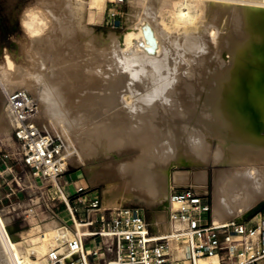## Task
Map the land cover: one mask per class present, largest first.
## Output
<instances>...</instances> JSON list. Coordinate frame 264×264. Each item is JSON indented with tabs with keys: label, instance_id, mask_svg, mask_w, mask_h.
Wrapping results in <instances>:
<instances>
[{
	"label": "bare ground",
	"instance_id": "obj_1",
	"mask_svg": "<svg viewBox=\"0 0 264 264\" xmlns=\"http://www.w3.org/2000/svg\"><path fill=\"white\" fill-rule=\"evenodd\" d=\"M105 1L37 0L35 4L24 8L21 16V28L24 34L17 40L19 45L16 43L20 50L12 53L6 49L2 51L3 56L0 59V131L9 135L11 128L15 127V119L6 102L5 91L10 93L18 89L30 91L34 95L33 101L39 104L32 122L43 129L42 125L46 128H57L56 122L48 118L47 106L44 105L47 93L42 89L44 85H40V79L43 78V74H40L42 60L36 59L30 46L44 41L46 46L51 36L55 38L56 31L60 32V37H70L72 29L75 28H71L72 18L74 17L77 20L76 23L82 27V21L86 18L90 6L102 2L104 4ZM129 2L131 6L127 16L126 31L122 33L111 31L96 35L94 30H88L95 43L106 45L111 50L113 48L112 55H108L118 58V64L123 61L124 63L120 62V64H127L132 71L131 73L129 71L128 75L124 72L126 70L122 73L119 70L116 72L117 68H113L115 70L112 77L108 78L107 82H109H105L106 85L102 87L105 91L108 89L110 95L105 110L107 115L102 117L100 115L104 108L101 100L103 93L89 94L91 92H84L83 88H81L82 95L67 93L69 97L79 98V100L76 98L69 107L72 112L78 110L81 115L100 119L91 125L92 130L90 129L91 132H89L91 134L93 132L94 137L89 140H86L84 135V137L72 136L69 129L65 128L66 125L62 127L63 129L57 128L62 136H67L69 139L70 146L67 148L69 161L78 167L85 168L91 184L104 185L106 204L142 202L149 208L157 209L153 220L154 231L157 234H175L183 225L169 218V213L173 209L170 203L172 187L184 185L197 191L206 190L207 171L201 167L211 160L210 149L214 140L217 153L212 160L213 163L221 166L220 169L215 168L213 179L214 221L225 224L236 221V218L243 216L247 210L242 208L243 210L237 211V208V212L235 211L234 202L240 201V198L235 200L232 197L234 199L232 200L231 195L235 194L232 190L240 189L241 184L245 185L243 190L246 193L247 204L264 199V0H129ZM62 6L67 9L64 15L69 17L68 22L62 21L63 14L59 13ZM168 7H171V13L167 12L171 14L169 19L164 13ZM237 18L245 20V30L240 29L244 26H239L241 21L237 22ZM116 45H120L121 48L140 47L141 54L135 53L134 49V53L130 52L133 57L126 58L127 55L122 54L124 51L120 52L119 56L118 54L113 56ZM80 47L77 48L80 49ZM82 48L84 49L83 46ZM201 49L207 52L202 56L198 54L200 56V59L197 58L199 62H196L198 65H191V62L184 61V58L177 61L176 57L179 55L184 56L190 51ZM75 51L78 52L76 49ZM59 54L57 56L55 52L47 51L44 56V66L46 63L51 65L49 75L52 77L64 76L70 69L67 58ZM19 56L26 62H22ZM78 58L75 59L78 60ZM147 63L158 69L159 72H154L155 68L153 70L156 74L164 70L170 71L173 67L181 68L178 76L175 75L177 81L178 78L182 81L180 91H176L179 106L178 104L173 107L168 106L167 100L162 96L167 87L164 80L154 84V87H148L143 81L139 84L137 80L144 76L145 69L149 68L144 67ZM110 64L113 65V63ZM183 67L193 68V71L185 70ZM210 68L214 69L213 73L208 71ZM109 69L112 71L110 67ZM107 73L106 76H109ZM123 75L133 78L131 86L124 80L125 84L117 87L121 78L124 79ZM201 82L210 84L212 91L206 93L205 103L201 102L197 105L189 91L198 88ZM121 96L125 97V100H121ZM184 123L203 134L201 149H193L184 140L185 135L182 136V131L185 130ZM70 127L73 126L70 125ZM75 127L78 128L77 125ZM124 134L128 135L129 139ZM166 136L170 138L172 152L162 150L159 144V140L163 137L166 139ZM125 137L130 142L125 143ZM163 145L167 144L163 143ZM182 166L192 167V171L175 170L172 173L173 169ZM232 168L237 170L240 168L239 171H246V175H240L238 171L233 172ZM53 222L44 226L41 224L40 231L48 232L49 237H39L37 240L41 242L40 245L32 246V244L19 243L16 235L17 228L11 225L10 219L0 214V264H46L47 258L42 259V257L54 247H59L62 251L67 234H70L67 233L68 230L58 228L57 222ZM32 254L38 255L41 259L38 258L39 261L34 262L31 259ZM208 263L219 264L216 257L201 261V264ZM261 264H264V261H261Z\"/></svg>",
	"mask_w": 264,
	"mask_h": 264
},
{
	"label": "rangeland",
	"instance_id": "obj_2",
	"mask_svg": "<svg viewBox=\"0 0 264 264\" xmlns=\"http://www.w3.org/2000/svg\"><path fill=\"white\" fill-rule=\"evenodd\" d=\"M35 2H37V0H0V59H2L3 52L6 49L8 51L12 52V53H17L20 50V48L18 46L19 42L17 40H18V38L20 36H23V34H24L23 30L21 28L22 12H23L25 7H27V6L31 5V4H35ZM105 2H104V4H103V2L101 3L103 5H101L100 3H96V5L93 4V6H90L91 8H89L86 18L83 19V21L85 23L82 21V25H83L82 27H80L78 25V23H76L77 20L74 17H73L74 19L72 18V20H71V28L75 27L74 28L75 30L72 29L73 32L70 35V37L69 36H64L65 38L64 37H60L61 36L59 34L60 32L57 33V31H56L55 34H54L55 38L53 39V36H51V39H53V40H51V39L47 40V42H48L46 44L47 47L45 46L46 41L38 42L36 44L35 43L32 44V42L30 41V44H32V46H30L32 53H34L36 55V59H38V60L41 59L42 60V64H43V65L42 64L40 65L42 67L40 74L41 73L43 74V78L40 79V81H41L40 85L41 86L44 85V86H42V89L47 93V97H46L47 100L45 99V101H44L45 104L44 105H45V107L47 106L46 107V109H47L46 113H47L48 118L50 119V121H53L54 123L56 122L55 125L57 126L58 129H60L62 127H65V125H66L65 128L69 129V132H70V134L72 136L81 137V136L84 135L85 137L84 136L83 137L86 138V140H89L90 138L94 137V135H92L94 133L93 132H92V134L90 133L91 132L90 129L92 130L91 125L94 124L95 122H98L100 119L99 118L98 119L97 118L93 119L94 116L89 118L87 116H84L83 114L81 115L78 110H75V111L73 110V112H72L69 107L71 106L72 103H74V100L76 98H77L76 100H79V98L78 97H69V96H67V93L70 92V93H76L78 95L79 94L82 95L83 89H85V90L87 89V91L84 90V92H87V93L91 92L89 94L96 93V92L103 93L102 97H101V100H102V105H104V108H103L102 114L100 115L102 117L104 115H107L105 110L107 108V100H109V98H110L108 89H106V91L108 92L107 93L105 91V89H103V88H104V84L106 85V83L109 82V81L107 82V80H109L110 77H112L113 70H115L117 68L116 72H118V70H119L122 73H124V72L127 73L128 75H129V71H130V73L132 71L131 68L127 64L126 65L123 64L124 62L120 61V60H118V61L123 62L121 64L124 65L125 68L120 64V62H119L120 66L118 67V65H119L118 62H117L118 58L111 57L110 55H108V54L112 55L113 48L111 50V48L107 47L106 45L95 43L94 40L91 39V37H90V35L88 33V30H94L96 35H98V34L100 35L101 33H109L111 31L115 32V33H122V32L127 30V28H128L127 16H128V13H129V7L131 6V3L129 2V0H125V2L123 4H121L119 6H116V7L115 6H108L107 7V2H115V1L106 0ZM113 11L116 13L115 16L111 15V12H113ZM169 11L171 13V7L166 8V10L164 11L165 16L168 19L171 18V14H168ZM59 13L63 14V16L61 17L63 22H68L69 21V17L64 15V13H67V9L66 8H64L62 6V8L60 9ZM237 19H238L237 22L241 21V24H242V19L243 18H241V20H240V18H237ZM244 22H245V20L243 19V24L241 25L239 23L240 27L244 26V27L240 28L241 30H245L246 29L245 25H244ZM160 24H162V23L160 22ZM77 32H79V33H77ZM57 36H59L58 39H57ZM86 38H87V40H86ZM60 39H62V40L59 41ZM65 39H67V40H65ZM68 40H69V42H68ZM51 41L54 44H52ZM62 43H64V44H62ZM68 43H70V44L68 45ZM77 43L78 44L80 43V44L78 45ZM101 45H103V46H101ZM52 46L54 47V49H51V48H53ZM61 46H62V49H61ZM82 46L84 47V49L82 48ZM67 47H69V48H67ZM77 47L78 48L80 47V49H78ZM87 47H89V48H87ZM119 47L121 48L120 45H118V46L116 45V47H114V49L119 50L120 49ZM125 47H122L121 50H119V51L114 50L113 52L114 53L117 52V53H115V54L113 53V56L114 55L117 56V54L119 56L120 52L124 51V52H122V54L123 55H127V56H125L126 58L127 57L128 58L129 57H133L132 56L133 54L130 53V52H133V50L136 47H134V48H132L133 46L132 47L125 46ZM103 48H105V49H103ZM75 49L78 50L77 53H76ZM101 49H103V50H101ZM41 50H42L43 54L41 53ZM84 50H85V53H84ZM109 50H111V51H109ZM129 50H131V51H129ZM136 50H138V51H136ZM47 51L48 52H50V51L51 52H55L57 56L60 53L59 56H65V59L67 58L66 61L67 62L69 61L68 62V66L70 68L68 73H65L64 76L60 75V76L52 77V76L49 75V71L51 69V65L46 63L45 66H44V63H43L44 56H46L45 53ZM65 51H66V53H65ZM126 51L128 52L127 54H126ZM134 52L137 53V54H138V52H140V54H141L140 47H137V49H135ZM205 52H207V51H203L202 49L201 50H193V51H190V53H186L184 56H180L179 55L178 57H176L178 60L177 59L176 60L179 61V60H183V58H184L185 59L184 61H190L191 65L195 64V66H196V65H198V63H196V62H199L198 60L200 59V56H202ZM104 54H107L108 56H106ZM128 54H129V56H128ZM198 54H200V56ZM68 55L70 56V59H69ZM134 55H136V54H134ZM78 56H79V58H78ZM101 56L104 57L102 60H101V58H102ZM105 56L108 58V62L109 63L107 62V58ZM40 57H42V58H40ZM76 57L78 58V60L75 59ZM19 58H20V60L22 62H24V63L26 62V60L23 59L21 56H19ZM197 58H199V59H197ZM81 59H84V60H81ZM71 60H75V61H72L75 64L72 63ZM103 60H104V62H102ZM184 61H183V63H184ZM104 63H107L108 65L104 64ZM110 63H113V65H111ZM115 63H117V65H115ZM100 64L102 65V67H101ZM148 64L149 63L145 64L144 67H149V68L151 67L150 69H152V70L150 71L149 68L145 69V71H144L145 75L142 76L141 78H139V80H137L139 82V84H142L141 81H143V83H146V85L148 87H152V86L154 87L155 86L154 84L164 80L163 82L166 83V85H167L169 90L167 91V87H166V89L163 92L162 96L164 97V99L167 100L168 106H172L173 107V106H177V104L179 106L180 103H178L179 102L178 92L181 89L180 86L182 84V81L179 78H178V81H177V77L176 76H178V71L181 68L180 67H178V68L177 67H173V69L170 70L171 73H170L169 70L168 71L164 70L165 72L163 71V72H160V73L156 74V73H153V70H154L155 66L154 65L150 66V64L149 65ZM96 65H97V67H96ZM105 67H108V68H105ZM109 67L111 68L112 71H110ZM120 67L124 68V69H121ZM102 68H104V69H102ZM113 68H115V69H113ZM183 68L185 70H192L193 71V68L192 69H190L188 67H187V69H186V67H183ZM198 68H199V66H198ZM124 70H126L127 72L124 71ZM213 70H214L213 68H210V70H208V71L210 73L212 71V73H213ZM103 71H105L104 74H103ZM157 71H158V69L155 68L154 72H157ZM175 72H177V73L174 74ZM106 73L109 74V76H106ZM161 73H163V74H161ZM167 73L169 74V76H168ZM89 74L92 77H90ZM152 74H153V76H152ZM94 75H96V76H94ZM128 75L127 76L123 75L124 79L123 78H121V80L119 79L121 82L119 83V85H117V87H119L120 85H124L125 83H127V85L129 84L130 86L132 85L133 78H130L131 76L128 77ZM159 77H160V79H158ZM48 78H49V80H48ZM127 78H129V79H127ZM165 78H167V79L165 80ZM59 79H61V80H59ZM64 80H67V81H64ZM69 80H71V81H69ZM83 80H85L86 82H84ZM124 80L128 81V82H125ZM94 81H95V83H94ZM101 81H102V83H101ZM42 82L44 84H41ZM67 82H68V85H67ZM172 82H174V83H172ZM175 82L176 83L178 82V83L176 84ZM82 84H84V86ZM97 84H98V87L100 89L97 87ZM208 85H210V84L205 83V82H201L200 85L198 86V88L196 87V88H193V91L192 90L189 91V94H190L191 98H194L193 100L195 101V104L198 105L199 103L201 104V102H202V104L206 102V96H207L206 93H210L212 91L211 85L210 86H208ZM94 87H96V88L94 89ZM81 88H83V89H81ZM170 88H172V89L170 90ZM206 88H207V90H206ZM75 89H77V90H75ZM102 89L104 90V92H103ZM201 89H202V91H201ZM24 90L32 97V99H34V95L30 91H28L27 89H24ZM93 90H95V91H93ZM177 90H178V92H176ZM195 90L198 92V94H197V92ZM205 90H206V92H204ZM78 91H79V93H78ZM202 92H203V94H202ZM167 94H169V95H167ZM48 95H50V96H48ZM103 96H105V97L103 98ZM168 96H169V98H168ZM120 98H121V100H123L125 97L123 98L121 96ZM35 103H36L37 108H38L39 107L38 102L35 101ZM206 105H207V103H206ZM70 113H72V114L70 115ZM68 114H69V116H68ZM60 118H62V119H60ZM69 118H71V119H69ZM80 118H82V119H80ZM63 123H64V125H63ZM70 125H72L73 127H70ZM76 125H77L78 128L75 127ZM186 125H188V124L184 123V129L186 130V133H185V130L182 131V136L185 135V136H183L184 140L193 149H195V150L201 149V146L203 144V138H204L203 134L199 130H196L195 128L192 129L189 126H186ZM68 126H69V128H68ZM42 127H44V129H47L48 131H52L55 134L58 133L59 135H61L57 131V128H54V127L46 128L43 125H42ZM70 128L72 130H70ZM74 128H76V129L74 130ZM80 128H82V129H80ZM13 130H14V128L12 127L10 132H9V135H7L5 132L0 131V155L2 156L0 158V188L5 193V195H0V197H1L0 198V214L2 216H4L5 218L10 219L11 225H13V226H15L17 228L16 235H17V238H18V242L20 241L19 243H25V244H30V245L32 244V246L33 245L34 246H39L40 243H41V242L38 241L39 237H41V236L49 237V233L48 232H44V231L41 232L40 229H39L40 227L42 228V226L49 225V224L52 223V221H54L53 223L57 222L58 228H61L60 227L61 224L58 222V220H56L54 217H52L53 216L52 215V211L56 210L57 205H59V201L52 200L51 203L49 204L47 195L43 194L44 191H48L49 192V189H50L51 185H49L48 182L49 183H54L53 179H50V180L46 181V180H44V179H42L40 177H36L33 174L31 169L25 167L22 164L21 160L17 156V147H18V145H17V142L15 141ZM77 130H79V131H77ZM80 131H82V132H80ZM83 132H84V134H82ZM189 132L192 133V134H190ZM87 133H88V135H87ZM90 134L92 136H90ZM62 137H65V136H62ZM126 137H128V139H129L128 135ZM65 138H66V141L68 142L69 139L67 138V136ZM163 138L165 139V137H163ZM163 138H161L162 141H161V139L159 140V144L161 146V149L166 151V152L171 150L170 152H172L173 146L172 147L170 146L171 145V142L169 140L170 138L168 139L167 136H166L165 140ZM128 139L126 138L124 140L125 143L127 141L130 142V140H128ZM167 140H169V141H167ZM166 141H167V143H166ZM163 143H165L167 145H163ZM68 146H70V142H68ZM211 146H212L211 149H210V152L212 154L211 155V160H210L211 162L209 161V163L207 165H205L204 167H201L202 169L207 171V188H206V190L205 191H197L194 188H191V187H188V186H184V185L176 186V185H174L172 187L171 193H173V192H181V191H184L185 189H189L190 188V189L195 190L197 193H200L202 195H206L207 197H209L211 199V201H212V204H213V192L212 191L214 189V184H213L214 183V181H213L214 173H215L216 169H220L221 166L213 163V160H212L215 157L216 153H217L216 142L214 140L212 141ZM70 165H71L70 166V174L68 176V179L69 180H71V179H83L84 185H88V186L92 187L94 189L95 193L98 195V197L102 199V205H103L104 208H107V209H119L121 207H136V208H140V209H142L145 217L150 222V224L152 226V229L154 230V221L153 220H154V214L157 211V209L149 208V207L145 206L142 202H138V201H136V202H127V203H120L119 202V203H116V204H106L105 203V196H104V185L102 183H99V184H96V185L91 184V182H89V179H88V176L86 174V171L84 172V170H85L84 167H83L84 170H83L82 166L80 168H77L78 165H75L72 162H70ZM175 170L189 172V171H192V167L182 166V167H180L178 169H173L172 173H174ZM232 170H233V172H237L238 171V173L240 175H244V174L246 175V171H239V170H241L240 168H238V170H237V168H232ZM240 186H241L240 189L236 188V189L232 190V192L235 191L234 192L235 194H233L231 192V194H233V195H231V199H232V197L235 198V200L236 199L238 200L240 198V201L238 200V202L237 201H236V203L234 202L235 211L238 208L237 211L246 209L247 212L243 216L237 217L236 221H241V222H249L250 221V222L255 223L256 221H258L259 219H261L264 216V199H262L261 201H258V202H250V203L247 204V201L245 199L246 193L243 190V188H245L244 187L245 185L241 184ZM241 192H242V194H240ZM229 195H230V193H229ZM234 195H235V197H234ZM239 195H241V197ZM242 195H244V197ZM244 199H245V201H244ZM232 200H234V199H232ZM61 217L65 218V219L67 218L66 214L63 213V212L61 214ZM213 217H214V214H213ZM49 221H51V223ZM44 223H47V224H44ZM41 224H42V226H41ZM46 255H47V253H46ZM46 255L44 257H42V259L47 258ZM38 258L41 259L36 254H32L31 255V259L34 262L39 261ZM262 261H264V260H262ZM260 264H261V262H260Z\"/></svg>",
	"mask_w": 264,
	"mask_h": 264
},
{
	"label": "built area",
	"instance_id": "obj_3",
	"mask_svg": "<svg viewBox=\"0 0 264 264\" xmlns=\"http://www.w3.org/2000/svg\"><path fill=\"white\" fill-rule=\"evenodd\" d=\"M124 2H107V7ZM5 98L15 119L17 156L36 177L54 180L49 190L59 205L52 217L70 233L62 251L59 247L49 251L46 264H201L213 257L219 264H260L264 260V216L255 223H218L211 199L193 189L172 193L169 218L183 227L165 235L152 229L140 208H104L88 185L66 193L61 183L69 182L68 142L32 122L37 105L25 90L5 91Z\"/></svg>",
	"mask_w": 264,
	"mask_h": 264
},
{
	"label": "crops",
	"instance_id": "obj_4",
	"mask_svg": "<svg viewBox=\"0 0 264 264\" xmlns=\"http://www.w3.org/2000/svg\"><path fill=\"white\" fill-rule=\"evenodd\" d=\"M1 157H2V156L0 155V158H1ZM48 184H49V185H52L53 183H49V182H48ZM81 185H84V181H83V179H71V180H69V182H68L67 184H63V183H61V186H62L63 190H64L66 193H68V194L74 192V190H75L78 186H81ZM43 194H44V195H47V198H48V202H49V204L51 203L52 199H54V197H55V193H54V191H51V190H49V192H48V191H44ZM0 195H5V193L1 190V188H0ZM50 195H51L52 197H51ZM0 198H1V197H0ZM61 208H63V206H61Z\"/></svg>",
	"mask_w": 264,
	"mask_h": 264
},
{
	"label": "water",
	"instance_id": "obj_5",
	"mask_svg": "<svg viewBox=\"0 0 264 264\" xmlns=\"http://www.w3.org/2000/svg\"><path fill=\"white\" fill-rule=\"evenodd\" d=\"M81 166H79V167H77V168H80ZM83 168V167H82ZM83 170H84V168H83ZM84 172H85V170H84Z\"/></svg>",
	"mask_w": 264,
	"mask_h": 264
},
{
	"label": "snow or ice",
	"instance_id": "obj_6",
	"mask_svg": "<svg viewBox=\"0 0 264 264\" xmlns=\"http://www.w3.org/2000/svg\"><path fill=\"white\" fill-rule=\"evenodd\" d=\"M134 110V109H133Z\"/></svg>",
	"mask_w": 264,
	"mask_h": 264
}]
</instances>
